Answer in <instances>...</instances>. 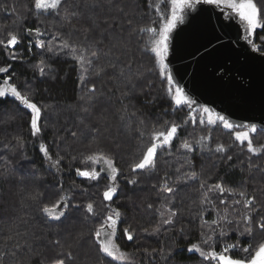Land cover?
<instances>
[{
	"label": "trees",
	"instance_id": "trees-1",
	"mask_svg": "<svg viewBox=\"0 0 264 264\" xmlns=\"http://www.w3.org/2000/svg\"><path fill=\"white\" fill-rule=\"evenodd\" d=\"M33 4L34 0H0V8H8L7 12L0 11V40L6 41L9 32H18L21 40L14 50L0 47V67L11 64L10 74L14 75V82L26 83L35 93L33 96L32 92L24 90V94L40 105L51 106L44 111L43 135L33 137L29 132L28 116L19 103L11 97L0 99V264H52L56 255L42 240L29 241L31 247L23 244L16 247L15 241L7 239L10 231L35 233L41 238H51L57 227L64 237L81 231L87 233L100 226L108 207L122 213L115 241L121 250L131 254L133 261L130 264H206L198 253H190L186 248L197 243L203 251H210L202 243L201 232L210 235L213 221L219 220L221 216L239 219L231 210L233 202L240 199L239 196L220 193L213 186L221 184L237 192H256L264 203V191H260L264 189V156L252 158V163L258 164L260 168L250 172L249 154L234 142L229 131L220 125L198 123L193 126L189 123L181 129L172 144L171 155L162 157V163L155 173L134 176L129 171V163L149 143L150 133L153 130H164L166 121L183 123L188 118L187 109H175L165 95L166 86L155 75L146 76L144 84L137 82L135 93L130 98L121 99V92L128 90L126 82L111 70L102 78L97 77L92 69L81 70L70 51L61 49L58 54H53L47 51V47L41 49L35 45L37 36L27 29L41 28L46 45L52 36L59 35L74 45L100 40L98 32L88 34L87 42L84 39L85 29L90 27L88 16L92 11L86 6L87 0H68L67 6L80 13L68 19L64 18L63 13L38 15ZM135 5L134 25L137 28H149L155 20L149 0H135ZM99 11L96 9L97 14ZM259 37H264V31L258 29L253 36L258 46L261 44ZM147 40L148 32L141 33L133 37V44L144 49L149 47ZM106 45L105 39L100 47L105 48ZM261 50L264 51V48ZM13 54L21 57L22 62H12L9 57ZM41 61H44V65H41ZM38 66H44L46 70L49 67L53 69L50 75L55 76V79L41 78ZM141 67L144 70L152 68V57L137 51L133 71ZM149 81L153 85L151 89L146 87ZM93 84L98 91L103 92L90 120L101 129L99 146L90 147L88 139L84 137L73 141L69 136L65 142L58 143V134L66 135L61 129L72 128L75 124L76 112L73 109L79 107L78 97ZM146 100L150 102L145 103ZM125 107L128 115L121 119ZM9 114L15 115L16 119L9 120ZM141 120L144 126L140 124ZM209 132L213 138V147L222 143L229 148L227 155L232 157L230 161L224 158V154H201L199 151L192 154L183 149V143H192L195 147V141L201 135L207 136ZM256 134L259 136L253 139V143L257 146L264 144V131L258 130ZM13 135L24 137L26 143L23 148H11L7 144ZM41 143L49 146L54 159L63 157L59 172L43 159L39 150ZM115 144L120 146L115 151L116 167L120 169L117 177L119 192L113 201L105 202L102 193L110 183V174L101 173L98 181H91L77 176L75 170L80 168L91 171L95 168L100 171L101 165L86 163V157L96 151H108ZM188 161H191V167ZM177 169L181 171L177 172ZM186 174H195L197 179L188 180ZM166 177L168 184L177 189L174 199L183 213L178 217L177 227L184 226L183 234L165 236L163 228L159 234H153L164 218L161 205L172 198L164 188ZM132 179H138L139 182L132 185L129 183ZM201 182L205 183L203 189L200 187ZM33 196L38 198L34 200ZM61 196L69 197L71 207L67 219L59 226L49 224L39 209L42 204L53 203ZM202 200L206 203L204 208H201ZM88 203L93 204V213L87 212ZM148 204L152 205L151 209L147 207ZM201 211L203 217L199 218L197 213ZM126 227L134 230L132 241L127 240L122 232ZM224 227L228 231L227 243L239 242L243 247L249 244L247 238L238 237L227 225ZM244 227L241 224L240 230ZM262 239L264 233L257 232L256 241ZM215 247L221 250L220 243ZM145 249L148 251L145 252ZM152 249H164L169 257L153 254ZM36 251L42 252V255H33ZM85 253L87 264H124L121 261L113 262L111 258L98 257L95 248L87 244L80 249L81 260H84ZM231 254L239 256L236 252Z\"/></svg>",
	"mask_w": 264,
	"mask_h": 264
},
{
	"label": "snow or ice",
	"instance_id": "snow-or-ice-1",
	"mask_svg": "<svg viewBox=\"0 0 264 264\" xmlns=\"http://www.w3.org/2000/svg\"><path fill=\"white\" fill-rule=\"evenodd\" d=\"M164 3L170 7V11L160 12L159 9H153L158 12L157 20L154 21L155 26L151 28H137L133 19L135 16V0H87L86 6L92 11L88 19L90 27L85 29V41H88V34L98 32L100 40H93L85 44H72L69 39H65L63 35L52 36L48 45L42 38L43 33L41 28L27 29L26 31L34 32L37 36L35 45L41 49L47 47L49 53L58 54L59 50H68L72 54V58L76 61L81 70L92 69L94 75L103 77L109 70L114 72L116 76L126 82L128 90L121 92V99L130 98L136 91L137 82L144 84L146 76L155 75L161 83L165 85V95L169 102L175 106V109H187L188 118L183 123L178 124L175 121H166L164 130H153L150 133V141L145 144L139 156L129 163V171L134 176L139 174H153L160 164L162 157L171 155V147L178 138L181 129L191 123L202 125H220L223 129L232 134L235 143L239 144L249 154V171L259 170L258 164L252 163V158H260L264 156V144L259 147L254 146L253 136L258 130L264 131V123L257 125L252 121H236L228 115L217 111L215 108L201 104L197 99H194L188 94L185 87L181 83L182 77L176 71L170 57L175 53L176 44L174 36L178 25H186L193 23L197 16H200L202 26H211L212 35L215 41V46H220L226 43L221 34L224 29L239 22L237 25L243 26L242 32L237 35V43L239 40H244L251 48L257 52L264 48V37H259L261 44L258 46L253 36L257 30L264 31V0H164ZM68 0H34L33 9L37 14H57L63 13L64 18L79 16L80 13L68 7ZM204 6H207L206 8ZM151 7V5H150ZM96 9H99L97 14ZM0 11H8L7 7L0 8ZM15 12V9H12ZM195 13L196 15H192ZM201 13H207L206 16H201ZM151 33L150 47L139 49L133 44V37L145 33ZM127 33V34H126ZM107 40L105 48L100 45ZM52 42H56L53 44ZM21 43L18 32H9L7 40H0V47L14 50ZM212 43V41H209ZM137 51H142L145 55L152 57V68L144 70L142 67L133 71L135 63V55ZM104 61L101 62V57ZM12 62L22 58L13 54L9 57ZM44 65V61H41ZM12 70L11 64L5 67H0V99L7 100L11 97L18 102L28 116V126L30 135L40 137L44 132V111L51 106L40 105L30 96L24 94V90L35 93L26 84H17L14 82V75L10 74ZM53 71L50 67L46 70L44 66H38V74L41 78L55 79V76L50 75ZM152 83L149 81L146 84L148 89L152 88ZM23 89V90H22ZM100 96H103L102 90L98 91L97 86L93 84L86 93L78 97L79 107L73 109L76 112L75 124L72 128H63L61 131L66 135L57 136L58 143L66 141L67 137H71L73 141H78L82 137L88 139L89 146H99L102 136L101 129L90 122L93 116V110ZM153 98V101L154 102ZM150 101H145L149 103ZM128 115L125 107L124 114L121 119ZM132 115H135L133 113ZM9 120H15L16 116L9 114ZM140 124L144 126V121ZM143 133H141L142 135ZM211 133L207 136L201 135L195 141V147L192 143L185 142L182 147L187 153L201 154L205 153H220L224 154V158L231 160L232 157L227 155L229 148L222 143L212 146ZM26 141L22 135H13L7 142L11 148H23ZM58 146V144H57ZM69 147H71L69 145ZM119 144H115L108 151H96L86 157V163L103 165L100 171L93 168L91 171L77 168L76 175L83 177L86 180L98 181L101 178V173H110V183L103 191L102 196L105 202L113 201L114 197L119 192L117 177L120 174V169L116 167L115 151L119 149ZM39 150L44 160L48 161L51 168L57 172L60 171V164L63 157L53 158L49 146L46 143L39 145ZM74 159V157H73ZM188 166L191 167V161H188ZM177 169V172H180ZM188 180H196L195 174H186ZM138 179L129 181L132 185L138 183ZM185 182V181H182ZM201 189L205 187V183H200ZM164 188L167 194H171L170 199L166 200L165 204L161 205L164 210L161 215L164 217L153 234H159L161 229H164L165 236H172L176 233L183 234L185 228L183 225L177 227L178 217L183 215L180 207L176 206L174 199L177 189L170 186L165 178ZM213 188L218 189L220 193H228L230 195H238L240 199L235 200L232 204V213L239 219H228L221 216L219 220L213 221L212 232L210 235H205L201 232L203 245L211 250L205 252L197 243H192L186 251L199 254L206 264H264V239L256 241V233H264V203L261 202L256 192L249 193L244 190L233 191L224 188L221 184L214 185ZM212 191V188L208 189ZM260 191H264L261 189ZM33 196L32 199H37ZM223 203V201H221ZM69 197L61 196L53 203L42 204L39 211L49 224L59 226L63 224L69 214ZM149 209L152 208L148 204ZM206 207L205 201H201V208ZM241 209L243 211H241ZM107 214L104 216L100 226L90 232H77L74 235L64 237L61 235L59 227L52 234L51 238L45 236L37 237L35 233H21L19 231H10L7 239L15 241L16 247L21 244L31 247L29 241H41L53 252L56 253L52 264H87V253L84 260L80 259V249L82 245L87 244L89 247H94L98 257L103 256L105 259L111 258L113 262L122 261L124 264H130L131 254L121 252L116 255V244L111 238L116 237L117 231L120 230L122 213L117 209L113 210L110 207L106 209ZM87 212L93 213V204H87ZM199 218L203 217V212L197 213ZM245 227L240 230V225ZM224 225H227L231 230L235 231L238 237L247 238L249 244L243 247L236 243H227L228 231ZM127 240L134 239V230L130 227L122 229ZM220 243V249L216 250L215 245ZM6 247V245H5ZM145 252L148 250L145 249ZM239 253V256H234L231 253ZM153 254H159L162 257H169V253L164 249H152ZM14 256L15 253H12ZM33 255H42V252L36 251ZM7 253L5 252V257Z\"/></svg>",
	"mask_w": 264,
	"mask_h": 264
},
{
	"label": "water",
	"instance_id": "water-1",
	"mask_svg": "<svg viewBox=\"0 0 264 264\" xmlns=\"http://www.w3.org/2000/svg\"><path fill=\"white\" fill-rule=\"evenodd\" d=\"M200 18L176 29V50L170 57L174 73H180L188 94L201 104L236 121L264 123V51L253 50L242 39L236 42L243 30L239 22L224 29L227 42L214 47L212 28L202 26Z\"/></svg>",
	"mask_w": 264,
	"mask_h": 264
},
{
	"label": "rangeland",
	"instance_id": "rangeland-1",
	"mask_svg": "<svg viewBox=\"0 0 264 264\" xmlns=\"http://www.w3.org/2000/svg\"><path fill=\"white\" fill-rule=\"evenodd\" d=\"M149 2H150V5H151L152 9H159L160 12H165V13H167V12L170 11V7L164 3V0H149ZM154 15H155V20L154 21H156L157 20V16H158V12L157 11H154ZM154 21H153V24L149 28L155 26ZM151 38H152L151 33L148 32V40L147 41H148L149 47H150V40H151ZM254 136H253V139L254 138L256 139V138H258L259 135L254 134ZM254 146H257V145L254 144ZM257 147H259V146H257ZM111 239L113 240V243L116 244V246H117V248H116V255H120L121 252L127 253V252H125V251H123V250H121L119 248L118 244L115 241V237H113ZM130 261H133L132 260V257H131V260Z\"/></svg>",
	"mask_w": 264,
	"mask_h": 264
}]
</instances>
